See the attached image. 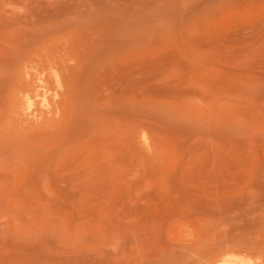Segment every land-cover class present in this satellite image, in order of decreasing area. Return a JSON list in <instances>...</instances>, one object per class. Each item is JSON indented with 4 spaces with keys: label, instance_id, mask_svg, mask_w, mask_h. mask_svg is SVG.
Here are the masks:
<instances>
[{
    "label": "rangeland",
    "instance_id": "obj_1",
    "mask_svg": "<svg viewBox=\"0 0 264 264\" xmlns=\"http://www.w3.org/2000/svg\"><path fill=\"white\" fill-rule=\"evenodd\" d=\"M233 252L264 259V0H0V264Z\"/></svg>",
    "mask_w": 264,
    "mask_h": 264
},
{
    "label": "bare ground",
    "instance_id": "obj_2",
    "mask_svg": "<svg viewBox=\"0 0 264 264\" xmlns=\"http://www.w3.org/2000/svg\"><path fill=\"white\" fill-rule=\"evenodd\" d=\"M58 96L59 94L57 92L53 93V90L43 76L37 81L36 91L33 94L30 93L24 96L26 115L34 120H39L43 113L50 114L52 104H50V99L52 97L57 98ZM37 106H40L41 113H39V108L37 109ZM207 264H264V259H261L260 257L253 259L233 252L210 263L207 262Z\"/></svg>",
    "mask_w": 264,
    "mask_h": 264
}]
</instances>
